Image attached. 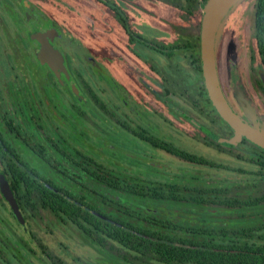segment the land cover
<instances>
[{"label": "flooded vegetation", "instance_id": "flooded-vegetation-1", "mask_svg": "<svg viewBox=\"0 0 264 264\" xmlns=\"http://www.w3.org/2000/svg\"><path fill=\"white\" fill-rule=\"evenodd\" d=\"M206 1L0 0V264H264V147L210 95ZM217 75L264 123V0Z\"/></svg>", "mask_w": 264, "mask_h": 264}, {"label": "water", "instance_id": "water-1", "mask_svg": "<svg viewBox=\"0 0 264 264\" xmlns=\"http://www.w3.org/2000/svg\"><path fill=\"white\" fill-rule=\"evenodd\" d=\"M243 0H207L203 18V63L210 95L220 113L236 128L238 135H246L264 147V123L244 120L227 101L217 75V46L224 22ZM5 191V187H4Z\"/></svg>", "mask_w": 264, "mask_h": 264}, {"label": "trees", "instance_id": "trees-1", "mask_svg": "<svg viewBox=\"0 0 264 264\" xmlns=\"http://www.w3.org/2000/svg\"><path fill=\"white\" fill-rule=\"evenodd\" d=\"M207 257L211 258V259H218L221 261H231V260L236 259V258H238V259H244L245 258V257H235L231 252H224V251L208 253Z\"/></svg>", "mask_w": 264, "mask_h": 264}]
</instances>
